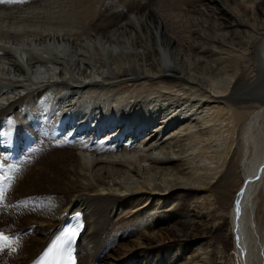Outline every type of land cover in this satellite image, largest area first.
<instances>
[{
  "label": "bare ground",
  "instance_id": "obj_1",
  "mask_svg": "<svg viewBox=\"0 0 264 264\" xmlns=\"http://www.w3.org/2000/svg\"><path fill=\"white\" fill-rule=\"evenodd\" d=\"M154 2L112 20L118 7L107 0L0 4V120L22 124L23 108L35 122L44 111L79 121L58 123L17 179V198L46 201L14 223L34 225L18 264L73 213L85 227L80 264H96L120 232L135 235L124 263L138 247L155 264L166 248L164 264H264L254 210L264 185V0ZM238 157L247 175L236 230L228 188ZM224 209L229 235L197 246L194 234H217Z\"/></svg>",
  "mask_w": 264,
  "mask_h": 264
},
{
  "label": "rangeland",
  "instance_id": "obj_2",
  "mask_svg": "<svg viewBox=\"0 0 264 264\" xmlns=\"http://www.w3.org/2000/svg\"><path fill=\"white\" fill-rule=\"evenodd\" d=\"M71 1L72 0H20V2L0 3V4H66V3H70ZM103 1H105V0H103ZM138 1H141V2H138ZM133 2H135V3H133ZM107 3L108 4H116L114 6V9H112L113 12H115V9L117 7L119 8V9L117 8V10H118L117 13H115L114 15H110L109 16L110 19L109 18L108 19L112 20L114 17L116 19H118V18L121 19V16L124 14V11H125V13L128 12L127 9H129L130 11H134V10H136L138 8H147L148 6H150V4H154L155 2H154V0H112V1L111 0H107ZM136 3H138V4H136ZM108 4H106V5H108ZM122 4H124V5H122ZM125 4H127L128 7ZM146 5H148V6H146ZM108 6L110 7V5H108ZM133 7L135 9H133ZM122 11H123V14H122ZM130 17H131V15H130ZM131 90L133 91L134 89H131ZM143 90L137 91L136 94L139 93L140 91L143 92ZM145 91H151V89L149 87H147V88H145L144 92ZM140 94H143V93H140ZM248 98L249 97H247V98L245 97L246 100ZM44 113L48 114L49 112L48 111H44ZM54 117L55 116H53V118ZM77 122H79V121H77ZM77 122H74V123L76 124ZM121 123L122 122H120V124ZM68 126H70V125H68ZM155 127L154 126L151 127V129L149 130L148 134H150L151 131ZM146 134H147V132L145 134H143V135H146ZM260 141H262V139H260ZM258 150H259L258 156H260V152L262 150V147L259 146ZM255 152L256 151H254V155H255ZM256 154H257V152H256ZM255 157H256V155H255ZM255 157L253 158V160H254L253 161L254 162L253 167L255 165V159H256ZM238 159H239V157L237 158V162H238ZM237 164H238V166H240V168L236 169L237 176H236V179L234 180L235 182L234 183L232 182V185H231L230 189L228 188V190H230V193H229V195H230L229 196V200H231L230 202H232L234 200V198L237 200V196H238V194L240 192L239 190L245 185L244 179H246V175H247V172H246L245 176H243V174L241 172L242 171L241 163L238 162ZM235 167H236V164H235ZM249 167H251V165H249ZM16 187H17V181L12 186V188H11L9 194H8L9 202H13L14 201L15 203H17V202H21V200H23V199H28L30 202H33V205H30V207L27 210H24V209L21 210L19 213H17L16 216L11 215V214L10 215H1L0 216V229H3V231L5 233L7 232L6 235H8V236H11L12 234H16V233H21L22 231H24L26 229H27L26 233H28V231H30L29 229H31L30 226L20 232V231H17V228L15 227L14 223H16L18 221V218H22L21 216H23L25 214H28L29 212L37 211L38 209L40 210L41 208H43L42 206L46 204V201L43 199V195H41L40 193L34 194L32 196L30 195V196L18 197L17 198L16 195H19L18 194L19 188H16ZM256 193H257L256 194V196H257L256 203L257 204L255 203L256 206H255L254 210H255V212H257L259 228H261V230H262L264 228V185L262 186V188L260 187L257 190ZM54 201H56V199H55V197L53 195L52 197H50L48 202L52 203ZM223 212H222L223 213V218L218 221L217 234H215L213 237L206 236L204 231H202V230L197 231L194 234L196 236V238L198 239L197 246L201 245L203 243L204 239H205V242L208 241V239H209V242L211 243V245L212 246L214 245L213 247H216V246L218 247V244H217L218 241H216V240H218L219 237H224L225 235H229V233L231 231V223H232L231 220L232 219H231V216L229 215V211H226V209H224ZM165 214L168 217L171 216L170 212L165 213ZM118 217L121 218V217H123V215H120V216L118 215ZM36 228H37V226H36ZM31 230H34V229L32 228ZM24 234L25 233H23V235ZM24 237L25 236H23L21 238V244H20L19 250L17 251V254H9V255L7 253L3 254L0 257V264H18V262H16V260H17L16 258L18 256L19 251L24 247L23 246L24 240H22V239H24ZM134 237H135V235L133 233H130V234L127 235L125 232H120L118 234V238H117V241L115 243L116 245L111 246V250L110 251L108 250L109 253L108 252L104 253V255L100 259L97 260L96 264H104V262H106L105 264H107L108 262H109L108 264H155L157 259L152 257L153 253L149 254V252L146 251V254L143 255L142 253H140L143 250L141 248H138V247L137 248L136 247L133 248L132 254H135V256L133 257L132 260L131 259L130 260L127 259L128 262H126V263H124V261H122V260L121 261L119 260V253H124L125 251H129L130 249H132V247H131L132 244L131 243L134 242V240H135ZM212 241H214V242H212ZM167 254H169V253H168V249L166 248L165 254L161 255V261L160 262L163 261L162 264H164L165 255L167 256ZM228 254L232 255L233 253H232V251H230Z\"/></svg>",
  "mask_w": 264,
  "mask_h": 264
},
{
  "label": "snow or ice",
  "instance_id": "obj_3",
  "mask_svg": "<svg viewBox=\"0 0 264 264\" xmlns=\"http://www.w3.org/2000/svg\"><path fill=\"white\" fill-rule=\"evenodd\" d=\"M13 2H20V0H0V3ZM0 167H3V165H0ZM6 179L11 178L6 177ZM0 198H2V193H0ZM82 227L81 224L80 227L69 226L63 229L61 234L57 236L54 242H51V246L44 252L42 264H77L71 243L77 238ZM13 243L14 241L7 235L0 232V248H7Z\"/></svg>",
  "mask_w": 264,
  "mask_h": 264
},
{
  "label": "water",
  "instance_id": "obj_4",
  "mask_svg": "<svg viewBox=\"0 0 264 264\" xmlns=\"http://www.w3.org/2000/svg\"><path fill=\"white\" fill-rule=\"evenodd\" d=\"M245 185L241 188V191L239 192V194L237 196V202H236V204H237V210H236L235 217H234V227H235L236 230L239 227V216H240V209H241V207H240V201H241L242 195H243L244 190H245ZM238 239L239 238H237V242L239 241Z\"/></svg>",
  "mask_w": 264,
  "mask_h": 264
}]
</instances>
